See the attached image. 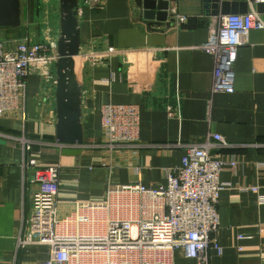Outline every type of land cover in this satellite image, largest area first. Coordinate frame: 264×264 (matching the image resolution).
<instances>
[{"label": "crops", "instance_id": "0c3cea01", "mask_svg": "<svg viewBox=\"0 0 264 264\" xmlns=\"http://www.w3.org/2000/svg\"><path fill=\"white\" fill-rule=\"evenodd\" d=\"M167 1L169 9L175 7L187 17L185 23L148 27L134 0H106L102 9H85L78 16L80 45L102 41V46L123 51L91 69L80 60L85 139L80 152L62 154L54 145V95L40 98V78L35 75L28 79L26 124L20 115L5 116L0 132L17 135L25 127L30 137L42 142L33 145L29 156L59 166L58 217L72 212L76 203L101 202L112 185L164 184L165 169L179 164L185 152L182 146L163 145L220 134L237 144L225 151L236 155L240 166L220 173L216 238L222 251L211 248L208 264H264V204L245 189L254 185L264 193V171L257 168L264 166V29L250 30L238 48L234 91L212 93L214 57L199 46L206 43L217 16L205 14L202 0ZM35 8L36 0H26L25 7L21 0V24L29 31L37 28ZM5 32L0 30V40ZM107 102L139 106V140L146 144L115 155L112 168L105 151L87 147L100 141V108ZM22 158L19 143L0 140V264L47 257L44 245H25L16 253L18 235L37 229L30 185L23 184ZM172 264L197 260L175 250Z\"/></svg>", "mask_w": 264, "mask_h": 264}, {"label": "built area", "instance_id": "2783aa9c", "mask_svg": "<svg viewBox=\"0 0 264 264\" xmlns=\"http://www.w3.org/2000/svg\"><path fill=\"white\" fill-rule=\"evenodd\" d=\"M105 1L78 0L77 16L85 9H102ZM257 1L249 0L246 13L216 15L206 43L199 46L214 57L212 93L234 91L238 48L247 41L250 30L264 29V16L255 9ZM38 13L41 31L37 40H32L30 33L12 41L0 40V118L17 114L24 125L29 77L40 78L42 100L55 91L53 63L59 26L56 28L49 21L44 4ZM169 14L179 24L187 20L175 7L169 9ZM37 20L38 16L35 23ZM101 42L92 40L80 45L79 59L89 69L123 52L107 44L102 46ZM100 124V141L87 147L105 151L111 168L115 155L146 146L139 140L137 104L104 103L100 108ZM0 137L22 147V179L24 186L30 185V210L37 225L36 230L18 235L16 253L30 244L47 247L45 260L28 263L15 260L13 264H172L175 250L195 258L197 264H208L211 248L221 253L216 238L217 205L223 187L220 173L235 170L240 161L225 151L237 144L220 134H212L200 142L163 145L182 146L185 152L179 164L165 169L164 184L112 185L101 202L76 203L72 212L61 217L56 213L59 166L43 165L28 154L34 144L42 142L30 137L25 127L20 134L0 132ZM54 145L61 149L74 147L57 142ZM214 149L217 151L213 153ZM257 168L264 171V166ZM245 189L256 194L258 204H264V193L259 192L258 186L249 185Z\"/></svg>", "mask_w": 264, "mask_h": 264}, {"label": "water", "instance_id": "95a60500", "mask_svg": "<svg viewBox=\"0 0 264 264\" xmlns=\"http://www.w3.org/2000/svg\"><path fill=\"white\" fill-rule=\"evenodd\" d=\"M203 11L207 15H228L246 13L249 0H202ZM139 16L150 27L155 23L169 26L174 20L169 18L167 0H134ZM78 0H58L59 36L57 39L55 67V141L74 145L64 147L62 154L81 151L84 131L81 122V71L79 59L80 29L77 16ZM258 13L264 14V0L255 3ZM21 26V0H0V30Z\"/></svg>", "mask_w": 264, "mask_h": 264}, {"label": "rangeland", "instance_id": "374dc122", "mask_svg": "<svg viewBox=\"0 0 264 264\" xmlns=\"http://www.w3.org/2000/svg\"><path fill=\"white\" fill-rule=\"evenodd\" d=\"M22 1H23V5L25 7L26 0H22ZM43 4L48 9V13L46 14V16H47V18H49V21L54 23V26L56 28H58V26H59L58 0H36L37 7L35 8V11L37 14L36 16H38V20H37V23H35V24H36L37 28L31 27L32 29H31V31H29L30 28L28 29V28L24 27L25 30L28 31V32L26 31L25 34L30 33L32 40H37L39 38V35H40L41 27L38 26L39 25V13L38 12L41 10V6H43ZM35 21H36V19H35ZM22 24L20 26L21 27L20 30L17 32H14V31L7 32L6 31L4 33L5 40L12 41L15 39L23 38V36L25 34H23V25ZM30 26H33V25H30ZM17 36H19V37H17ZM8 45H10V44H8ZM55 60H56V57H55ZM55 60H54V62H55ZM53 67H54V63H53ZM54 69H55V67H54ZM0 140L5 142L6 139L0 137Z\"/></svg>", "mask_w": 264, "mask_h": 264}, {"label": "trees", "instance_id": "16d2710c", "mask_svg": "<svg viewBox=\"0 0 264 264\" xmlns=\"http://www.w3.org/2000/svg\"><path fill=\"white\" fill-rule=\"evenodd\" d=\"M36 7H37V5H36ZM20 28H21V27L13 28V29H6V31H7V32H9V31L17 32V31L20 30ZM26 31H27V30H25V29L23 28V34H25ZM21 35H22V34H21ZM17 37H19V36H17Z\"/></svg>", "mask_w": 264, "mask_h": 264}]
</instances>
